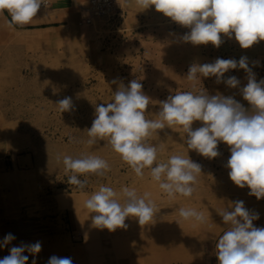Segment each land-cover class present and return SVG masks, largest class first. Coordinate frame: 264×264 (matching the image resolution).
Here are the masks:
<instances>
[{
    "label": "rangeland",
    "instance_id": "obj_1",
    "mask_svg": "<svg viewBox=\"0 0 264 264\" xmlns=\"http://www.w3.org/2000/svg\"><path fill=\"white\" fill-rule=\"evenodd\" d=\"M106 15L95 16L88 10L75 23L54 30L51 41L39 45L32 64L0 62V242L11 233L15 239L0 247V259L21 243L41 242V251L28 262L47 264L53 255L70 257L73 264H192L202 246L226 230L219 211L231 210L233 201L259 214L257 223L264 227V198L248 195L228 176L225 167L229 146L218 144L220 155L214 159L188 150L186 134L178 126L158 130L148 143L162 147L157 163L174 154L187 155L202 166L196 191L191 197L177 195L170 199L144 170L137 177L115 153L107 140L88 145L87 129L95 118V107L112 102L119 83L125 86L139 80L150 97L146 110L155 119L159 101L176 91L204 88L210 95L234 96L246 108L238 89L216 84L215 77L189 81L186 76L193 63H209L216 58L236 59L246 56L257 81L264 79V41L248 49L222 35L224 43L216 48L179 42L190 29L171 21L154 6L142 10L135 0H113ZM50 2V0H49ZM255 65V66H254ZM241 87L246 73L233 69ZM118 78V83L111 81ZM71 97L73 109L61 112L56 103ZM201 122L193 123V128ZM97 155L110 165L104 177L88 175L84 189L67 183L62 157ZM61 157L58 162L57 156ZM84 179V176L80 177ZM135 188L137 193H151L156 214L141 226L134 217L125 220L126 228L115 231L97 228L85 208V201L100 185ZM204 212L205 223L185 221L179 208Z\"/></svg>",
    "mask_w": 264,
    "mask_h": 264
},
{
    "label": "clouds",
    "instance_id": "obj_2",
    "mask_svg": "<svg viewBox=\"0 0 264 264\" xmlns=\"http://www.w3.org/2000/svg\"><path fill=\"white\" fill-rule=\"evenodd\" d=\"M42 4L46 7L47 0H0V12L10 15L9 27L27 25L37 17ZM135 4L142 10L154 6L171 21L190 29L178 37L179 42L219 48L224 43L223 35L234 38L242 49H248L264 41V0H135ZM233 69L244 70L245 86L241 87V80L235 75L225 77ZM201 77H215L216 84L238 89L250 107L246 108L234 96L210 95L204 88L199 91L193 88L176 91L159 101L156 118L149 119L146 110L150 97L144 93L142 83L133 79L127 86L119 83L112 102L95 107V118L87 129V144L107 140L137 177L142 178L148 169L151 179L170 199L177 195L188 198L196 191L202 166L191 160L188 153L186 156L174 154L166 162L157 163L162 145L147 142L154 133L158 135V130L178 126L186 134L188 150L209 160L220 155L219 143L228 145L230 156L225 167L230 180L241 189L247 187L248 195L260 200L264 198V79L257 81L246 56L239 60L216 58L209 63L191 64L187 80L201 81ZM111 83H118V78ZM56 105L61 112L74 107L71 97L59 100ZM196 121L201 126L194 129ZM57 160H61L59 155ZM62 164L65 173H71L67 183L80 189L87 186L88 175L104 177L110 171L104 158L91 154L64 155ZM84 206L95 214L91 217L92 224L109 231L126 228L125 220L129 217L144 226L156 214L151 193L140 195L135 188L126 186L118 194L113 187L102 184ZM230 207L231 210L225 208L218 212L227 226L215 245L218 264H264V227L253 223L259 214L246 208L242 200L233 201ZM178 215L185 221H207L204 212L194 208L181 207ZM14 239L13 234H7L0 247H6ZM41 248L39 241L13 246L10 254L0 259V264H27L29 257L24 253L35 257ZM32 264H36L35 259ZM47 264H73V261L70 257L53 255Z\"/></svg>",
    "mask_w": 264,
    "mask_h": 264
},
{
    "label": "crops",
    "instance_id": "obj_3",
    "mask_svg": "<svg viewBox=\"0 0 264 264\" xmlns=\"http://www.w3.org/2000/svg\"><path fill=\"white\" fill-rule=\"evenodd\" d=\"M87 2L88 0H50L49 6L40 8L37 17L29 24L12 27H9L10 15L6 11L0 12V62L13 60L14 64L20 65L35 63L39 45L51 41L54 30L73 24L85 15ZM223 232L215 240L202 246L192 264H218L215 245Z\"/></svg>",
    "mask_w": 264,
    "mask_h": 264
},
{
    "label": "built area",
    "instance_id": "obj_4",
    "mask_svg": "<svg viewBox=\"0 0 264 264\" xmlns=\"http://www.w3.org/2000/svg\"><path fill=\"white\" fill-rule=\"evenodd\" d=\"M50 4L49 0H47L46 7ZM114 6L113 0H88V10L91 14L95 16L106 15L108 12L112 10ZM43 4L41 8H46ZM255 226L259 227L257 223H254Z\"/></svg>",
    "mask_w": 264,
    "mask_h": 264
},
{
    "label": "bare ground",
    "instance_id": "obj_5",
    "mask_svg": "<svg viewBox=\"0 0 264 264\" xmlns=\"http://www.w3.org/2000/svg\"><path fill=\"white\" fill-rule=\"evenodd\" d=\"M49 33H50V32H49ZM49 33H48V34H49Z\"/></svg>",
    "mask_w": 264,
    "mask_h": 264
}]
</instances>
